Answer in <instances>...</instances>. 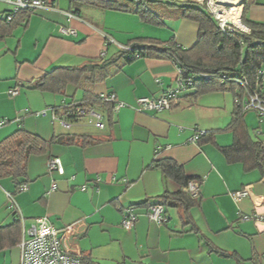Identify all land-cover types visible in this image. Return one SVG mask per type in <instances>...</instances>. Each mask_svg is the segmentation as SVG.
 <instances>
[{
	"label": "crops",
	"instance_id": "1",
	"mask_svg": "<svg viewBox=\"0 0 264 264\" xmlns=\"http://www.w3.org/2000/svg\"><path fill=\"white\" fill-rule=\"evenodd\" d=\"M50 6L20 15L17 24L10 25L5 20L7 6L0 2V121H7L0 129V143L21 128L49 143L45 153L29 159L27 192H18L10 177L0 179V228L19 223L4 235L0 264H21L20 244L41 218L59 231L77 225L67 239L90 264H237L211 252L208 242L216 250L237 253L245 264L264 263V174L247 170L241 162L230 163L222 152L235 140L228 127L236 95L200 93L196 87L183 93L171 111L150 114L135 109L139 98L158 99L175 88L178 66L172 59L149 55L125 62L120 47L174 42L190 49L197 43L199 25L185 19L146 23L135 14L86 3L75 7L70 0H55ZM247 18L264 23V0H255ZM62 27L77 35L63 36ZM108 38L113 42L106 44ZM113 61L117 63L92 91L98 97L115 94L126 107L111 118L98 108L104 114V129L74 133V127H57L49 114L40 115L64 102L80 103L85 94L72 84L65 94L36 89L48 72ZM16 88L20 94L11 97L9 92ZM245 124L264 152V117L248 111ZM198 133L213 134V140L193 141ZM74 135L90 136L94 142L57 140ZM54 157L61 159L64 175L48 172ZM167 159L182 166L187 177L204 182L188 221L185 206L176 202L164 207L165 222L157 224L147 217L148 207L161 203L166 192L183 189L156 167ZM52 185L56 189L47 194ZM246 188L249 195L237 201L234 194ZM128 207H135L139 216L130 231L122 226V209Z\"/></svg>",
	"mask_w": 264,
	"mask_h": 264
},
{
	"label": "trees",
	"instance_id": "2",
	"mask_svg": "<svg viewBox=\"0 0 264 264\" xmlns=\"http://www.w3.org/2000/svg\"><path fill=\"white\" fill-rule=\"evenodd\" d=\"M54 3L55 0H47ZM77 7L82 3L107 10L135 14L146 23L164 25L168 19H185L196 22L199 25L197 43L190 49H185L174 42L166 43L164 46H135L131 45L133 51L120 50L121 57L125 62L135 59L136 54L141 56H154L156 58L172 59L177 66L181 67L185 75L207 74L211 79L207 83H199L200 93L202 92H231L241 100L244 98V89L238 85V81H245L251 89H264L259 84L260 72L264 71V23L249 20L247 13L255 0H244L242 24L250 33L237 31L224 34L219 28L218 22L207 12V9L189 0H70ZM30 15V12H22L20 15ZM18 16L10 25H16ZM163 45V44H162ZM113 61L109 64L94 63L81 68H56L48 72L43 78L36 82L35 88L65 94L69 84L76 88L84 89V99L76 102L78 105L92 107L98 110L103 108L111 118L113 108L103 103L96 96L92 87L104 76L110 66L116 64ZM258 86V87H257ZM70 103H75L70 101ZM100 111V110H99ZM247 112L242 106L236 105L232 113L231 123L228 130L234 134L235 140L232 146L222 149L227 160L241 162L247 170L260 169L264 174V152L263 145L254 140L248 132L245 124ZM213 134H203L199 142L206 141ZM57 140L68 144H91L94 142L90 136H69L67 139L58 137ZM49 143L39 135L31 133L24 128L19 129L13 136L0 143V179L12 178L19 187L25 184L27 178V167L32 156L46 152ZM162 174L180 184L183 189L177 193L166 192L161 197V203L155 205L175 206L176 202L183 204L184 217L188 221L189 209L194 199L191 198L184 188L190 181L197 178H190L185 175L182 166L173 160H161L156 162ZM163 201V202H162ZM144 204L140 205L143 206ZM146 205V204H145ZM135 208V207H134ZM149 208V207H148ZM16 222L10 227L0 228V250L5 247L4 235L6 232L18 229ZM211 252L219 256L235 260L237 264H245L237 253H230L223 250H216L208 242ZM85 264H90L85 262Z\"/></svg>",
	"mask_w": 264,
	"mask_h": 264
},
{
	"label": "built area",
	"instance_id": "3",
	"mask_svg": "<svg viewBox=\"0 0 264 264\" xmlns=\"http://www.w3.org/2000/svg\"><path fill=\"white\" fill-rule=\"evenodd\" d=\"M7 6L5 20L11 23L22 12L34 13L39 10L52 9L50 2L47 0H0ZM191 2L198 3L207 9L219 25L220 30L224 34L235 33L237 31L243 33H250V30L242 24V15L244 10V0H191ZM69 19L76 18L74 14L67 15ZM60 34L63 36L77 35L76 30L62 27ZM113 42L112 39H107L106 44ZM123 51H133L130 46H121ZM140 54L135 55V59L141 58ZM259 84L264 86V71L260 73ZM211 79L207 74H191L186 76L184 70L178 66L177 85L175 88L166 90L158 99L153 98H139L137 101L136 111L140 113L159 114L164 111H171L177 107L181 95L198 86L199 83H207ZM238 85L244 89V98H236L235 104L242 106L246 112L255 111L260 118L264 117V89H251L245 81H238ZM20 94L19 88L13 89L9 92L11 97H17ZM100 100L109 104L113 108V113L119 112L125 108L126 105L120 102L115 94L101 95ZM52 115L53 123L70 130L74 126H79L82 123H87L96 129L102 130L106 127L104 122V114L92 107L78 105L77 103L64 102L60 107H50L40 113L42 117ZM7 124V121H0V129ZM204 133H198L193 141H199ZM48 172H57L59 175H64L65 170L61 159L51 158L48 162ZM100 182V179L97 180ZM203 179L190 181L188 186L184 188V192L191 196V198L198 199L203 184ZM56 187L52 185L47 194L52 193ZM29 185L27 183L18 187V192H27ZM249 195V190L234 194V198L238 201L243 197ZM12 200V199H11ZM14 208V207H13ZM16 213V209L13 210ZM124 229L130 231L138 221V214L134 207L122 209ZM165 208L162 205H151L147 211V217L151 222L162 224L165 222L164 218ZM248 219V217H244ZM69 227L66 231L57 230L47 218L37 219L34 226L29 230L27 239H24L21 244V264H85L83 262L82 254L73 249L69 244L67 236L76 233V227Z\"/></svg>",
	"mask_w": 264,
	"mask_h": 264
},
{
	"label": "rangeland",
	"instance_id": "4",
	"mask_svg": "<svg viewBox=\"0 0 264 264\" xmlns=\"http://www.w3.org/2000/svg\"><path fill=\"white\" fill-rule=\"evenodd\" d=\"M189 1H191V0H189ZM170 37L171 36L167 35L166 36V39H169ZM79 96H80V94H79ZM250 113H251V115L252 114L253 115H257L256 112L255 111H252V110L250 111ZM51 117H52V115L49 114V118L50 119H52ZM56 125H58L57 127H60L59 123H56ZM77 127H79V128H76V126H74L72 132H74V133H88V131H91L92 132V131H95L96 130L93 126L88 125L87 123H85V124L82 123L81 125H79ZM250 131H251V134H252V129H250ZM253 137L255 138L254 135H253ZM248 264H254V263H248ZM256 264H259V263H256ZM261 264H264V263H261Z\"/></svg>",
	"mask_w": 264,
	"mask_h": 264
},
{
	"label": "bare ground",
	"instance_id": "5",
	"mask_svg": "<svg viewBox=\"0 0 264 264\" xmlns=\"http://www.w3.org/2000/svg\"><path fill=\"white\" fill-rule=\"evenodd\" d=\"M10 199V198H9Z\"/></svg>",
	"mask_w": 264,
	"mask_h": 264
}]
</instances>
